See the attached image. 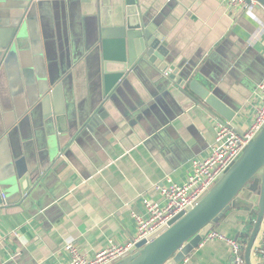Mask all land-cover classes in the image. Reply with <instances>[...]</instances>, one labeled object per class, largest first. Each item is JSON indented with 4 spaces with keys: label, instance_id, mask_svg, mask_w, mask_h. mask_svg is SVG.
I'll use <instances>...</instances> for the list:
<instances>
[{
    "label": "crops",
    "instance_id": "obj_1",
    "mask_svg": "<svg viewBox=\"0 0 264 264\" xmlns=\"http://www.w3.org/2000/svg\"><path fill=\"white\" fill-rule=\"evenodd\" d=\"M141 1L169 34L177 63L193 60L195 75L220 89L233 108L242 107L236 124L246 129L253 116L247 102L264 78V12L231 10L221 0ZM17 21L22 30L0 67V264H68L67 243L93 258L110 240L131 241V215L142 211L143 196L154 195L167 176L185 182L220 124L145 60L103 100L100 21L83 15L80 0H0V28ZM56 83L63 84L69 126L61 140L43 118L40 97ZM46 104L54 107L52 100ZM102 106L101 124L84 126ZM53 144H59L54 152ZM19 171L31 175L27 194ZM252 228L215 227L246 245ZM259 240L260 233L250 264H259ZM186 259L235 264L231 248L219 241Z\"/></svg>",
    "mask_w": 264,
    "mask_h": 264
},
{
    "label": "water",
    "instance_id": "obj_2",
    "mask_svg": "<svg viewBox=\"0 0 264 264\" xmlns=\"http://www.w3.org/2000/svg\"><path fill=\"white\" fill-rule=\"evenodd\" d=\"M255 1L257 10L264 12V0ZM80 3L83 15L98 17L100 21L97 43L103 100L111 98L136 64L145 60L168 74L172 82L201 102L217 123H230L239 130L236 118L242 107L233 108L220 96V89H212L208 82L202 81L201 75H195L197 64L193 60L185 59L177 63L179 57L172 54L169 34L150 18L148 12L143 11L141 0H80ZM21 30V21L0 28V67L11 57ZM62 88V83H56L52 90L44 91L40 96L45 106L43 118L57 130L58 140L69 137ZM51 100L53 108L46 104ZM104 110L102 106L90 117L87 116L84 126L95 129L104 120ZM59 144H53V152ZM19 175L22 193L27 194L32 188L31 175L27 171H19ZM3 196L0 185V206L4 203ZM241 220L244 222L240 223ZM263 221L264 127L231 167L199 198L194 208L175 217L147 241L138 243L127 257L115 264H180L220 222L240 224L243 228H250L253 224L245 251L246 263L250 264V254Z\"/></svg>",
    "mask_w": 264,
    "mask_h": 264
},
{
    "label": "built area",
    "instance_id": "obj_3",
    "mask_svg": "<svg viewBox=\"0 0 264 264\" xmlns=\"http://www.w3.org/2000/svg\"><path fill=\"white\" fill-rule=\"evenodd\" d=\"M231 10H242L249 15L255 11V0H221ZM253 111L251 124L243 130H237L230 123L220 124L215 130L214 142L206 156L191 161L187 180L180 183L167 176L155 186L154 195L142 198L140 213L133 212L131 217L135 223L134 237L125 245L110 240L108 246L93 258L86 257L73 243L65 245L69 255L68 264H115L130 254L140 242L147 241L180 214H187L195 207L199 198L212 187L219 177L238 159L246 146L264 127V78L247 105ZM5 200V197L3 196ZM213 241L225 243L231 248L235 264H247L245 251L247 245L226 236L215 228L202 240L200 245ZM259 264H264V221L261 225L259 246L257 248ZM188 260L180 264H187Z\"/></svg>",
    "mask_w": 264,
    "mask_h": 264
}]
</instances>
